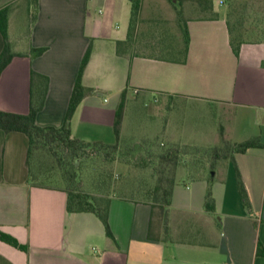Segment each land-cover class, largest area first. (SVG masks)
<instances>
[{
    "label": "crops",
    "instance_id": "obj_1",
    "mask_svg": "<svg viewBox=\"0 0 264 264\" xmlns=\"http://www.w3.org/2000/svg\"><path fill=\"white\" fill-rule=\"evenodd\" d=\"M34 1L33 26L19 44L12 37L22 16L12 11L14 1L0 0V9L10 6L8 36L18 54L0 78L1 110L29 112L35 71L49 78L37 124L61 127L91 47L83 84L92 92L73 115L72 137L115 145L126 90L121 143L155 141L191 152L177 167L168 206L147 198L131 176L117 190L83 180L106 208L112 238L97 213L69 212L64 187L33 183L28 137L0 129V229L29 246L24 251L0 240V264H264L257 253L259 242L264 245V148L206 162L191 183L181 180V164L209 155L205 150L221 147L223 138L264 143V41L244 42L237 55L220 0H186L174 11L143 0L132 31L131 0ZM4 47L0 31V54ZM41 47L44 53L33 54ZM153 101L162 117L157 129L133 136L129 105L146 108ZM144 176L148 188L155 186L151 172ZM209 190L213 211L206 208Z\"/></svg>",
    "mask_w": 264,
    "mask_h": 264
},
{
    "label": "trees",
    "instance_id": "obj_2",
    "mask_svg": "<svg viewBox=\"0 0 264 264\" xmlns=\"http://www.w3.org/2000/svg\"><path fill=\"white\" fill-rule=\"evenodd\" d=\"M131 2L132 14L130 30L132 31L138 19L143 0H131ZM9 10L10 6H5L0 9V31L5 40V47L0 54V78L4 69L12 61V59L18 55L17 53L12 51L9 42ZM229 15L232 16L231 8L229 10ZM228 23L230 30V43L234 52L237 55L239 54L241 46L244 42L264 41L250 39L247 40L246 38L243 39V35L240 33L241 29H239V26H237L236 19L233 23V21H231V19H229L228 17ZM183 31L186 40L189 41L190 35L187 27L183 26ZM121 43L122 41L118 42L119 47ZM45 50V47L35 48L33 49V54L40 55L44 53ZM91 52V47H89L82 60L80 70L69 102V106L67 109L65 121L61 127L40 126L37 124V114L44 107L45 104V99L49 86V78L46 75H42L40 73L32 71L31 103L29 112L27 114H20L0 109V129H3L5 132H23L28 137L29 147L27 154V165L29 167L30 179L31 181H33V183L38 185L64 187L68 193L67 209L69 210V212L90 211L97 213V215H99L105 225L107 235L113 238V233L111 231L108 221V213L106 211V208L101 205L100 201H98L99 199L97 198V196L93 194H91L92 196H89V194L80 190L79 180L77 186L67 188L66 185H62L57 182L54 173H51L48 168L39 171L37 165L38 161H36L37 155H58L57 150L52 148L53 144L55 143L58 144L56 146L60 147L62 152H66L65 154L63 152V155H70L71 158L82 155L84 153V150L88 149L95 151L107 150L104 155H136L137 152L141 154V152L139 151L145 150V148L147 147L152 148L153 146L155 147V153H153L152 155H156L155 158L157 161L154 168V173L156 175L157 182L153 188L148 189L146 191V195L147 198L152 199L156 203L160 201L159 199L163 198L165 200L164 204L168 206L171 203L173 188L176 184V170L183 159L181 155H186L191 151L186 147H181L177 145L161 146L155 141L148 142L149 145L146 146L143 143H121L120 130L126 104V90L122 92L121 102L116 111L114 128L118 141L115 145L90 143L72 137L71 120L73 118V115L75 114V111L79 104L82 102V100L90 92H92V89L85 87V85L83 84V75L87 64L91 58ZM36 79L40 81L37 87L35 85ZM250 148H264V143L261 142L259 139H249L241 143H232L231 141L223 138V144L221 145V147H214L210 150H205V153L212 155L215 160L230 158L232 161H234V156L232 155L233 153H244ZM144 153L146 155V151ZM148 154L150 155L149 151ZM68 172L71 177V180H77L76 173H74L73 170L72 172L68 170ZM39 177L43 178V182L40 181ZM62 180H66L65 177L64 179L62 178ZM107 181V185L99 183L97 187L102 189L97 190H104L107 189V187L114 186L116 184H112L110 180ZM166 183L168 184V187L165 186ZM206 208L209 211H213L215 209V202L211 190H209L207 193ZM0 240L21 250H29L28 245L22 244L16 237L7 232L2 231L1 229ZM257 253L258 255L264 256V245L261 241L259 242Z\"/></svg>",
    "mask_w": 264,
    "mask_h": 264
},
{
    "label": "rangeland",
    "instance_id": "obj_3",
    "mask_svg": "<svg viewBox=\"0 0 264 264\" xmlns=\"http://www.w3.org/2000/svg\"><path fill=\"white\" fill-rule=\"evenodd\" d=\"M13 4L11 5L12 11L20 13L21 23L19 25V30L16 33L15 37H12L15 41H18L19 44L25 43V36L29 31V28L33 26L31 14L29 15L28 8L30 5L32 7L30 10L31 13L34 11L33 3L34 0H11ZM157 1V2H156ZM186 0H145V3H161L160 7L170 8L174 11L175 8L181 6ZM198 2L205 0H197ZM219 1V0H217ZM221 3L227 8L228 17L235 22L237 21V26L241 29L240 33L243 35V39L247 40H264V0H222ZM164 8L163 10H165ZM232 9V16L229 15V10ZM23 21V22H22ZM26 21V22H25ZM16 21L14 20V23ZM15 28V24H14ZM17 28V27H16ZM16 32V31H15ZM23 42V43H22ZM157 103L154 101L148 103V107L140 108L137 105L131 103L129 106V115L132 114V111L135 109V115L131 117V127L129 128L130 133L136 137H139V133L144 130L157 129V125L162 118L156 109ZM137 106V108H135ZM131 135V136H132ZM145 146L149 145L148 142L142 141ZM139 143V144H140ZM57 143L53 144V149L57 150L58 155H37L36 161L39 171L49 169L51 173H54L57 182L62 185H66L67 188H72L78 185V180L80 181V190L91 195V192L85 191L83 189V180L93 183L94 186H98L99 183L107 185L110 180L116 188V185L124 179L126 176H131L132 181H137V184L141 187L144 186V193L146 194V189L150 187L145 181L144 173L145 171L151 172L152 176L156 178L154 173V168L157 163L155 156L152 155L155 150V147H147L145 150L139 151L136 155H104L107 150L95 151V150H84L82 155L78 157L71 158L70 155H63L60 147L56 146ZM138 151V150H137ZM146 151V155L145 152ZM148 151L150 155L148 154ZM66 152H64L65 154ZM143 153V154H142ZM203 154V153H201ZM188 155H181L185 157ZM194 156V155H193ZM156 161V162H155ZM217 160L212 155H197L196 159L190 160L189 163L181 164L184 171V178L181 176V180L192 182L193 176L198 171V168L204 166L206 162L210 165L215 164ZM68 170L76 173V179L71 180ZM213 171H209L208 176L212 177ZM63 174V175H62ZM67 180H62V178ZM91 178V179H90ZM40 181L43 182V178H40ZM81 179V180H80ZM54 182V181H53ZM157 182V180H156ZM168 187V184L165 185ZM154 187V186H153ZM151 187V188H153ZM148 188V189H151ZM117 189V188H116ZM94 190V189H93ZM92 196V195H91ZM162 198V197H161ZM158 203L164 204L165 200L159 199ZM99 204V203H98ZM101 210V208H100Z\"/></svg>",
    "mask_w": 264,
    "mask_h": 264
},
{
    "label": "built area",
    "instance_id": "obj_4",
    "mask_svg": "<svg viewBox=\"0 0 264 264\" xmlns=\"http://www.w3.org/2000/svg\"><path fill=\"white\" fill-rule=\"evenodd\" d=\"M219 2H220V3H222L223 1H222V0H220ZM136 92H137V91H136Z\"/></svg>",
    "mask_w": 264,
    "mask_h": 264
}]
</instances>
